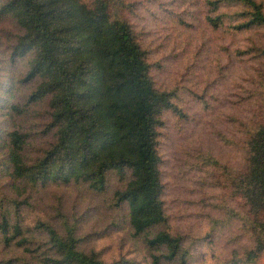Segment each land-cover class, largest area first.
Masks as SVG:
<instances>
[{
  "label": "rangeland",
  "instance_id": "obj_1",
  "mask_svg": "<svg viewBox=\"0 0 264 264\" xmlns=\"http://www.w3.org/2000/svg\"><path fill=\"white\" fill-rule=\"evenodd\" d=\"M107 1L112 14L131 23L147 52L156 88L173 92L181 112H165L159 129L168 231L184 238L190 264H230L234 257L240 264H264V253L254 263L247 261L254 247L252 223L243 200L231 191L233 179L245 168L252 121L264 110V27L234 29L240 9L233 0ZM217 1L214 10L210 3ZM258 1L264 9V0ZM222 14L221 28L208 23L207 16ZM22 34L13 16L0 17L2 164L8 135L15 130L27 135L26 151L32 157L55 140L54 132L47 131L48 100L28 101L37 85L24 80L29 57L14 60L12 55ZM127 182L128 177L113 174L102 192L84 183L29 185L14 181L0 167V225L5 217L25 230L37 232V224L47 223L62 231L69 222L79 248L95 251L106 264H154L165 250L150 248L147 235H136L130 226L127 205H115L114 192ZM25 237L36 259L47 238L38 233ZM27 247L6 246L0 231V264H40Z\"/></svg>",
  "mask_w": 264,
  "mask_h": 264
},
{
  "label": "trees",
  "instance_id": "obj_2",
  "mask_svg": "<svg viewBox=\"0 0 264 264\" xmlns=\"http://www.w3.org/2000/svg\"><path fill=\"white\" fill-rule=\"evenodd\" d=\"M233 1L240 9L234 29L264 27L262 3ZM210 4L214 10L219 6L218 1ZM5 16H13L23 30L12 55L14 60L29 57L24 80L37 85L28 101L48 100L47 131L54 132L55 140L32 157L26 151L27 135L15 130L8 135L0 167L16 182L84 183L95 192L104 191L113 174L128 177L114 192L115 205H127L130 226L136 235H147L150 248L165 250L154 264H190L184 238L167 229L159 151L164 113L181 112L173 92L156 88L147 52L131 23L112 14L107 0H0V17ZM207 21L217 29L225 24L223 14L207 16ZM231 189L252 223L254 247L246 257L254 263L264 253V110L252 121L245 168ZM61 229L39 223L37 232L25 230L5 217L0 225L6 246L27 245L32 259L36 249L25 235L46 236V249L33 259L40 264H106L95 251L79 248L75 226L68 222ZM241 262L234 257L230 264Z\"/></svg>",
  "mask_w": 264,
  "mask_h": 264
}]
</instances>
